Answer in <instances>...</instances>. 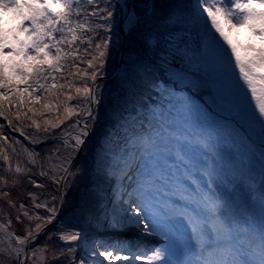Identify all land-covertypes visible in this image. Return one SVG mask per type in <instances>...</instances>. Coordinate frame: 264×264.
<instances>
[{
  "label": "snow or ice",
  "instance_id": "snow-or-ice-1",
  "mask_svg": "<svg viewBox=\"0 0 264 264\" xmlns=\"http://www.w3.org/2000/svg\"><path fill=\"white\" fill-rule=\"evenodd\" d=\"M87 2L93 5V10L88 14L103 21V25L97 27L111 33L116 14L123 11L120 0H103V9L95 0ZM73 6L74 0H0V13L7 11L15 20L10 28L0 25V116L10 111L13 103L17 105L19 112L26 101H38L42 95L46 96L58 87L55 82L56 74H63L65 60L77 56V50L72 49L71 45L79 39L77 30L88 23L77 20L75 27L71 26ZM178 7L187 11V19L196 29L200 43L190 53L183 52L174 43L173 49L165 52L163 58L171 57L168 61L170 65L178 54L184 61L182 65L175 66L173 80H193L198 82V88L211 89L217 101L223 103L227 100V107L231 111L243 117L252 129L264 135V48L255 50L253 55L242 56L220 19L222 15L232 26L247 25L264 39V0H189ZM76 15H80L79 8ZM0 19L3 17L0 16ZM140 23L138 14L129 16L128 36L133 34ZM89 31L97 33V28ZM87 43L92 46L91 37H87ZM112 43L111 36L108 35L94 45L98 55L88 60L93 72L83 74L94 86L75 89L78 99H86L88 102L85 109L87 119L93 118L96 108L104 99L99 92L98 76L107 63L106 55H110L107 50ZM62 44L69 46V50L65 51ZM248 47L254 48L252 45ZM120 63L124 65L123 74L119 77L120 83L122 86L131 85V73L136 60L129 55L128 62L121 60ZM71 66L78 67L75 60ZM70 75L76 74L70 72ZM50 80L54 82L49 83ZM66 86L73 87L71 83L59 85L60 88ZM37 92L40 95H36ZM45 107L50 108L51 105ZM20 115L26 116L27 113L21 112ZM36 127L39 128L40 125L37 124ZM82 127L87 130V124ZM162 134L156 131L131 141L132 152L122 161V167L113 171L111 187L106 191L95 192L96 199L84 209V213H99L96 216L97 229L103 225L115 233L125 228L138 227L145 235L159 232L165 238V245L151 249L150 254L145 252L127 256L123 255L125 249L119 242H102L99 247L86 250L78 260L75 255L77 248L68 247L67 252L53 250V264L65 257L67 264H131L132 261L144 264H264V231L257 233L251 228L241 238L234 226L233 204L215 190L210 169L204 171V175L208 177L207 186L200 184L195 178L192 179L193 189H187L179 178L170 181L181 197L192 204L191 208H183L177 213L188 224L187 235L178 232L170 219L161 216L155 193L167 174L160 169L156 157L161 151L172 150L178 160L188 162L180 143L171 149L160 146ZM168 134L179 142L204 145L222 167L227 164L234 177L243 178L252 187L256 185L252 177V165L255 163L264 172V142L257 144L245 137L249 150L245 166L226 162L212 146L210 138L202 135L189 136L181 132ZM81 135L85 136L86 133ZM76 143L82 145L84 140L78 138ZM101 192L104 194L101 195ZM4 195L7 196L8 193ZM261 199H264V195ZM35 207L48 208L52 215L47 217L45 223L52 222L57 211L55 207L40 203H36ZM43 231L44 225L38 223L35 232L29 229L26 235H17L15 239L18 246L14 249V254L9 248L0 250V256L15 260L16 264H29V255L35 257L36 250L29 254L23 246L38 239ZM55 235H49L48 239L52 240ZM80 236V232H74L62 233L56 238L77 241ZM42 247L46 248L47 245Z\"/></svg>",
  "mask_w": 264,
  "mask_h": 264
},
{
  "label": "trees",
  "instance_id": "trees-1",
  "mask_svg": "<svg viewBox=\"0 0 264 264\" xmlns=\"http://www.w3.org/2000/svg\"><path fill=\"white\" fill-rule=\"evenodd\" d=\"M95 2L101 9L105 7L103 0H95ZM169 4L170 0H154L151 17L149 19L146 17L147 22H144V25L140 23L133 34L127 36L123 60L128 62L129 55L136 60L131 73L133 83L121 85L119 77L123 74L124 65H121L115 76L100 82L99 92L103 94L104 99L93 118L87 122L91 128V135L84 145L81 157L73 164L67 178L66 198L61 216L73 209L77 190L82 185L93 183V166L96 161L93 158V152L99 146L103 134L111 133V129L108 128L124 129V122L137 121L143 114H149L155 107L162 106L164 99L161 95L167 91L169 82H174L176 85H189L195 90L192 86L193 80L180 82L172 78L175 66L184 63L181 55L178 54L171 65L168 63L171 57L163 58L166 51L173 49V43L185 52L175 39L177 33L183 36L185 34L179 32L180 27L176 21L168 20ZM77 8L80 9L79 16L76 15ZM92 10L93 5H89L87 0H78V2L74 0L73 14L70 17L71 26L75 27L77 20L81 23L88 21V23L84 28L77 30L76 35L79 39L71 45L72 49L77 50V56L65 60L63 74H56L55 82L58 83V87L46 96L42 95L38 101H26V105L22 106L19 112L17 105L13 103L10 111L0 116V221L16 235H26L29 229L36 230L38 223L46 224L47 217L52 215L48 212V208H36V203L47 204L56 209L58 207L60 201L58 182L64 170L59 169L58 165L63 157L60 156L61 153L69 148L67 144L55 138L71 128L73 123L79 125L78 119L76 121L73 118L74 115H69L68 110L82 104L83 110L80 117L85 113L88 107L86 99L79 100L75 89L91 86L92 81L83 74L93 72V68L88 65V60L98 55L94 50V45L100 43L108 35L111 36L113 41L111 48H114L115 52L106 55L107 63L101 74L110 73L116 66L121 47L117 24L112 22L114 27L111 33L104 32L102 27H97L102 26L103 21L88 14ZM91 28H97L98 37L97 33L89 31ZM87 37L92 38V46L87 43ZM61 47L65 51L69 50L67 45L62 44ZM73 60L78 67L71 66ZM69 66H71L70 71ZM70 72L76 75H70ZM82 76L83 79H81ZM53 82L49 81V83ZM69 83L73 85L72 88L59 87V85ZM36 95L40 93L37 92ZM45 105H51V107L48 108ZM5 106L7 107V104ZM21 112L27 115H20ZM8 121L11 123L9 124ZM37 124L40 125L39 128L36 127ZM28 142L34 144L29 145ZM75 152L76 150H73L68 157L66 165ZM111 155L115 160L116 154ZM109 174H113L112 168ZM4 193L8 195L5 196ZM39 217L44 219H39ZM49 235H52V228L47 229L36 242L31 244V252L41 245H47L46 248L43 247L44 259L40 260V264H53V250L67 252V243L56 238L57 236L49 240ZM35 257L38 258V255L36 254ZM35 257L30 256L32 264H35ZM66 258H62L57 264H67ZM0 264H16V261L0 256Z\"/></svg>",
  "mask_w": 264,
  "mask_h": 264
},
{
  "label": "rangeland",
  "instance_id": "rangeland-1",
  "mask_svg": "<svg viewBox=\"0 0 264 264\" xmlns=\"http://www.w3.org/2000/svg\"><path fill=\"white\" fill-rule=\"evenodd\" d=\"M123 1V0H121ZM149 0H132L131 1V13L128 14L125 26H127L128 31V18L130 15L136 13L138 14V18L141 21V24L144 25V22H147V20L151 17L149 12ZM189 0H170V9L172 11V18L173 20H182V22H185L187 27V31H185L188 34L186 42L183 40H180V44H185L188 49L194 50L198 47V41H200V38L197 34L196 29L193 27L192 23L188 21V13L187 11H182L178 5L186 4ZM0 16L3 17V19H0V25H3L5 28H10L14 25L15 20L12 18L11 14L7 11L0 13ZM146 17L148 19H146ZM220 19L222 21L223 27L225 31L228 33L229 38L232 40V42L236 45L238 51L241 53V55H253L255 54V50H259L264 48V39H261L257 34L254 36V40L252 39V29L247 25H241V26H232V24L227 20L226 17L220 16ZM113 22L118 23L117 21V14L115 17V20ZM118 29V24H117ZM179 38L181 39L180 35ZM252 45L254 48L250 49L248 46ZM113 47L112 45L110 48ZM114 48L109 49V53L114 54ZM172 87V94H167L168 99L166 101V104L168 106V112L160 111L158 113H155L156 116H154L159 124L161 126L165 125L166 127L170 128H178L177 132L185 133V130H189L190 126L195 125L194 131L191 132L193 134L194 132L198 133L200 135V131L204 128H206L205 124L211 125V123L215 120H221L220 121V128H213L209 127L206 128L208 131V134L212 135L213 137L210 139L212 146L215 148L216 140H222L220 144H218L221 147H225L226 150H237L234 154H229L228 152H222L219 151L218 153L220 156L224 158L226 162H231L234 165H240L244 164L247 166V157L249 155V150L247 148V145L245 143V137H248L250 139H260L261 142H264V135L259 134L256 130L252 129L247 121L241 117L238 116L236 113L231 111L227 107V100L225 102L221 103L217 101L214 94L212 93L211 89H209V92H202L198 93L193 90H188L185 88V91L182 90L183 87L174 88V85ZM91 88V86H89ZM180 90V95L177 94V91ZM85 104V103H84ZM86 104L88 105V102L86 100ZM83 106L82 104L76 105L72 108V110H68L69 115H74L73 118L77 121V119L80 117V114L82 113ZM153 115H150V117ZM89 119L86 120L88 122ZM200 124H203L201 126ZM213 129V131H212ZM82 131H84L79 125L72 124L71 128L67 129L62 135L56 136L55 140H58L61 143H65L68 146V150L61 153L60 156L61 159L59 160L58 168L64 169L66 162L68 161V157L72 154L73 150H76L78 148V145L76 143L77 139H83V136L81 135ZM202 134V133H201ZM119 137V136H117ZM125 138L123 136V133L121 135V138ZM174 136H171L169 134H162L161 137V144H166L168 141L174 140ZM114 138L112 135L109 134H103V136L100 139L99 146L94 150L93 152V158L96 160L94 164V170H93V184L91 185H82L76 192V203L73 206L72 211H70L68 214L60 218L57 223L55 224V227L52 230V234H56L55 236H59L62 233H74V232H80L81 236L79 240L77 241H63L68 244V247H74L77 248V244L80 243L82 240V245H84V248L90 250L93 247H99V245L104 243H113L112 238L111 240H105L107 236H116L119 234H124L126 236V241L128 240V237L131 235H138L142 237V239L150 240V244L148 248L145 249V252H148L150 254V250L155 248L157 245L160 244V238H158L157 235H145L143 234L138 227H129L125 228L119 232H113L111 229H107L105 226H101L99 229L96 228V216L99 215V213H94L92 215H87L84 213V209L89 206L95 199V192L101 191V190H108L112 183H113V176L110 177L108 169L110 168V164L108 163V160H110V154H113L114 151L118 150L119 147L122 149L119 150V156L117 158V161L115 163L116 169L119 167H122L120 163L128 157L127 152L131 148L129 144H122L120 141L116 142V145L114 144ZM184 143V142H183ZM119 144V147H118ZM122 144V146H120ZM177 144V143H175ZM174 144V145H175ZM173 145V146H174ZM172 146V147H173ZM186 149L187 147H190L194 152L190 153L187 158L188 162L185 163L181 161V164L183 165L182 170L187 169L191 166H198L199 163H202V168L204 170H208L210 162L215 160L214 157H212L211 153L209 151L204 152L205 146L202 144H199L200 148H195L193 145L185 144ZM130 147V148H129ZM202 151L204 154L202 155ZM170 152V151H169ZM174 152V151H173ZM238 156L240 159H238ZM175 158V157H172ZM216 161V160H215ZM160 167V165H159ZM186 167V168H185ZM61 169V170H62ZM252 177L255 182V186L252 187L249 184H247L243 178H237L234 177L231 174V171L227 167V164L225 166H221L217 161L216 164L210 168L212 172V182L214 187H218L220 190H225V192L230 191L231 186L234 187L236 185H239V190H236L229 199L232 202L234 210L235 217H243L244 214H248L247 219L244 220V225L246 227V230H249L253 228L254 230H257L259 228H262L264 225V217L263 219L258 220L257 215L260 214V212L263 213L264 210V199H261L262 194H260V188L259 183L262 181V171L259 168L258 165L255 163L252 165ZM221 175V179L226 180V185L224 186L222 182H219L216 179V176ZM202 175V174H200ZM208 181V177H207ZM206 181L202 183V185H205ZM119 187V184L116 185ZM104 192H101V195H103ZM61 198V196H60ZM65 201V200H64ZM108 202L107 200L105 201ZM253 206V207H251ZM250 209V210H249ZM82 220L81 225H77L76 227H71V225L68 224L71 220ZM258 220V221H257ZM262 223L257 225V223ZM91 234V239L87 235ZM93 237V238H92ZM114 238V237H113ZM90 239V242H89ZM85 240V241H84ZM94 241H96L94 243ZM125 241V242H126ZM92 244V245H91ZM12 250L13 247L9 244L8 241L5 240V238L0 234V250L2 249H9ZM40 248V249H39ZM44 248L37 247L36 254L38 255V258L35 257V264H40L41 261L44 259ZM144 252V253H145ZM140 254L143 252H139ZM77 260L81 255H83V252L79 251L77 248V252L75 253ZM67 259V258H66ZM143 264V263H142Z\"/></svg>",
  "mask_w": 264,
  "mask_h": 264
},
{
  "label": "water",
  "instance_id": "water-1",
  "mask_svg": "<svg viewBox=\"0 0 264 264\" xmlns=\"http://www.w3.org/2000/svg\"><path fill=\"white\" fill-rule=\"evenodd\" d=\"M125 5H128V7H124ZM120 7L123 8V11L122 12H118V22H119V30L121 32V35H122V39L124 40L125 39V36H126V33H127V27L125 26V22H126V19H127V16L128 14L130 13V8H131V0H123L121 1L120 0ZM121 29H124V31L122 32ZM123 55H124V51L123 49L121 50V53H120V56H119V60H118V63L116 65V68L114 69V71L110 74H107V75H100L98 76V84H99V81L102 80V79H105V78H110L112 77L114 74H116L120 68V65H121V60L123 58ZM93 82H92V85H91V88L93 87ZM87 120L86 118V114L79 120V124H80V127L84 130V133H86L85 136H83V139L84 140V143L81 145H79L78 147V150L75 154V156L71 159V161L69 162V164L67 165L61 179H60V182H59V191H60V196H61V201H60V205H59V209L56 213V215L54 216V219L52 221H54L58 215L60 214V211H61V208H62V205H63V202H64V199H65V180L67 178V175L69 174V171L72 167V165L74 164V162H76L79 157L81 156V152H82V149L87 141V139L89 138V135H90V129L89 127L87 126V130L84 129V127H82L84 124H85V121ZM48 227V224L47 225H44V230ZM44 232V231H43ZM42 232V233H43ZM41 233V234H42ZM40 234V235H41ZM13 235V233H12ZM39 235V236H40ZM14 237V241H16L15 239V235H13ZM34 242V241H33ZM30 243H27L26 245H24L23 247L25 248V252L26 253H30ZM23 253L21 254V258H23ZM30 264V262H29Z\"/></svg>",
  "mask_w": 264,
  "mask_h": 264
},
{
  "label": "bare ground",
  "instance_id": "bare-ground-1",
  "mask_svg": "<svg viewBox=\"0 0 264 264\" xmlns=\"http://www.w3.org/2000/svg\"><path fill=\"white\" fill-rule=\"evenodd\" d=\"M255 35L256 34L253 32L252 33V39L253 40H254V36ZM82 133H83V131H82ZM216 179L219 182L223 181L222 184L226 185V180L224 178L221 179V175L217 174ZM216 191L219 192L217 189H216ZM162 206H164L162 201L161 200L158 201L157 207H158V209L160 211L163 208ZM68 224L71 225V227H76L77 225H81L82 224V220L81 219L80 220H71V221L68 222ZM178 227H179V229L177 230L178 232L184 233L185 235L188 234L189 227H188V224H187V222H186V220L184 218H182V222L179 224ZM0 234L9 242V244L14 249L18 246V243L14 241V237L10 234V232H8V230L4 226H2V224H0ZM154 234L157 235L160 238V244L157 245L155 248L163 247L165 245V243H166L164 236L162 234H160L159 232L154 233ZM111 238H112L111 242H119L120 245L125 249V251L123 252V255H128L127 252H129V250L136 249V248L138 249L140 247H142L140 249V252H142L151 243L150 240L142 239V237H140V236H138L136 234L135 235H131L130 237H128V240H129L128 243L129 244H127V242H125L126 236L124 234H119V235H116V236H107V238L105 240H111ZM142 263L144 264V262H142Z\"/></svg>",
  "mask_w": 264,
  "mask_h": 264
}]
</instances>
